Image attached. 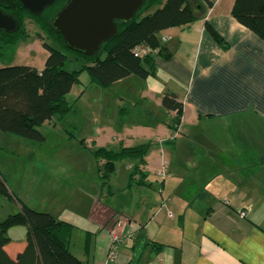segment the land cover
I'll list each match as a JSON object with an SVG mask.
<instances>
[{"label": "crops", "instance_id": "obj_1", "mask_svg": "<svg viewBox=\"0 0 264 264\" xmlns=\"http://www.w3.org/2000/svg\"><path fill=\"white\" fill-rule=\"evenodd\" d=\"M188 1L201 5L202 17L160 32L169 57H156L153 75L89 85L79 97L87 134L96 112L117 122L102 125L113 144L99 147L152 143L140 164L150 185L128 187L136 160L127 165L120 203L109 201L116 195L111 178L102 183L105 194L96 183L84 190L83 177L72 174L68 217L46 210L83 229L85 238L90 233L93 254L80 258L88 264H105L113 235L119 250L111 264H128L141 229L164 244L159 252L147 248L141 264H264V40L232 15L235 0ZM168 93L183 105L176 129L177 112L162 106ZM164 163L169 176L161 178ZM10 237L5 248L15 258L25 243L13 245Z\"/></svg>", "mask_w": 264, "mask_h": 264}, {"label": "trees", "instance_id": "obj_2", "mask_svg": "<svg viewBox=\"0 0 264 264\" xmlns=\"http://www.w3.org/2000/svg\"><path fill=\"white\" fill-rule=\"evenodd\" d=\"M66 1L57 0L40 15H33L18 0H0V8L13 15L20 26L13 33L0 31V58L6 55L10 46L29 36L25 26L26 17H30L39 28V38L48 52L42 69L30 65L0 67L2 132L43 141L45 136L38 129L40 125L55 115L63 119L74 112L80 95L74 102H70L68 94L75 84L80 83L83 73L89 76V85L101 88H107L129 76L145 79L155 73L157 56L169 57L161 42L160 32L202 17V13L197 10L201 6L199 3L193 5L188 0H146L132 21L118 23L117 35L104 42L96 54L87 56L69 49L63 36L50 25L51 19ZM232 15L264 40V0H235ZM206 26L214 39L225 46L226 43L218 32L209 23ZM46 38L52 39L54 45L46 42ZM139 45L158 48L159 51L157 54L137 56L134 49ZM162 106L177 112L171 125V128L176 129L183 112L182 103L176 95L168 93L162 99ZM151 145V142H146L134 147L92 149L93 156L104 161L98 169L102 183H109L117 161L133 159L136 164L130 171L128 187L150 185L145 181L146 173L140 169V164L144 163ZM0 194L10 196L1 175ZM20 204L19 212L0 221V264H88L71 251L76 227L73 223L58 219L49 211L31 208L22 202ZM20 225L27 228L25 246L13 258L5 247L11 242L10 228ZM90 245L91 235L88 232L84 245L86 255L90 254ZM149 247L159 252L164 244L151 241L141 229L131 246L132 258L128 264H141Z\"/></svg>", "mask_w": 264, "mask_h": 264}, {"label": "rangeland", "instance_id": "obj_3", "mask_svg": "<svg viewBox=\"0 0 264 264\" xmlns=\"http://www.w3.org/2000/svg\"><path fill=\"white\" fill-rule=\"evenodd\" d=\"M25 26L29 36L21 38L9 47L6 55L0 58V67L30 65L39 68L45 65L48 52L39 38V28L30 17L25 18ZM46 42L54 45L52 39L46 38ZM88 86L89 76L83 73L80 83L75 84L68 94L69 101L74 102ZM106 115L102 117L96 112L92 117V126L87 127V134V114L82 110V102L78 100L73 113L63 119L55 115L38 127L45 136L41 142L0 131V175L10 192V196L0 194V221L10 214L19 212L20 202L41 211L53 207L57 214H62V218L68 217L66 211H71L70 184H74L73 177L76 174L84 179L79 183L80 187L83 186L81 188L89 190L88 186L96 183L105 189L106 194L108 186L102 185L98 171L99 160L91 152L99 146L113 144V134L104 132L102 125L115 126L117 122L109 113ZM85 134L89 137L84 141L82 138ZM111 148L118 149V146ZM132 161L133 159H123L116 162L115 172L111 177L112 190H115L116 195L109 201L120 203L125 197L127 165ZM76 178L77 176L74 180ZM101 203L99 207L105 209L107 202ZM93 210L94 214L98 213L95 206ZM26 232L27 228L24 225L10 228L9 234L13 238V245L25 243ZM73 233L75 234L72 236L71 251L78 258L89 257L84 250V230L77 228ZM90 254H93L92 243Z\"/></svg>", "mask_w": 264, "mask_h": 264}, {"label": "water", "instance_id": "obj_4", "mask_svg": "<svg viewBox=\"0 0 264 264\" xmlns=\"http://www.w3.org/2000/svg\"><path fill=\"white\" fill-rule=\"evenodd\" d=\"M31 14L40 15L57 0H18ZM146 0H67L50 25L71 50L96 54L104 42L117 35L118 23L132 21ZM19 21L0 8V31L19 29Z\"/></svg>", "mask_w": 264, "mask_h": 264}, {"label": "built area", "instance_id": "obj_5", "mask_svg": "<svg viewBox=\"0 0 264 264\" xmlns=\"http://www.w3.org/2000/svg\"><path fill=\"white\" fill-rule=\"evenodd\" d=\"M167 40H168L167 37H161L162 43H165ZM158 51H159L158 48L154 49V48H151L149 46H141V45L135 47V49H134V53L137 56H146L149 54H157ZM157 174L161 178H166L167 176H169L168 168H167V165L165 163L158 170ZM242 215H244V213H242ZM170 216H171V214H170ZM118 250H119L118 238H117V236L113 235L112 236V243H111V246L109 248L105 264H111V263L116 261V258L118 255Z\"/></svg>", "mask_w": 264, "mask_h": 264}, {"label": "bare ground", "instance_id": "obj_6", "mask_svg": "<svg viewBox=\"0 0 264 264\" xmlns=\"http://www.w3.org/2000/svg\"><path fill=\"white\" fill-rule=\"evenodd\" d=\"M116 233V232H115Z\"/></svg>", "mask_w": 264, "mask_h": 264}]
</instances>
